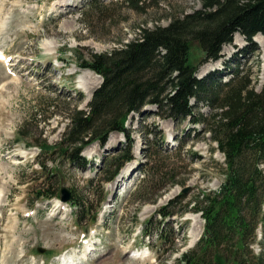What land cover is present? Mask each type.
Wrapping results in <instances>:
<instances>
[{"label": "rangeland", "instance_id": "374dc122", "mask_svg": "<svg viewBox=\"0 0 264 264\" xmlns=\"http://www.w3.org/2000/svg\"><path fill=\"white\" fill-rule=\"evenodd\" d=\"M67 1L0 0V53L9 59L7 67L0 62V264H182L205 226L194 202L188 203L217 192L224 179L225 158L204 121L176 123L152 106L132 114L126 128L134 140L133 160L113 181L127 147L122 133H111L104 147L88 145L82 167L40 146L60 144L68 115L87 111L102 84L101 75L81 68L83 62L133 41L143 27H166L174 17L203 9L204 0H145L139 11L123 0ZM233 40L218 61H206L200 44L191 43L197 77L220 72L226 81L241 67L260 90L264 45L240 34ZM199 112L206 119L211 109L203 103ZM45 182V188L54 182L53 189L70 190L72 200L86 201L89 210L80 213L79 205L61 197L40 199ZM57 201L65 212L57 210ZM167 207L172 215H159ZM194 226L201 233L192 246ZM263 231L258 229L262 245Z\"/></svg>", "mask_w": 264, "mask_h": 264}, {"label": "trees", "instance_id": "16d2710c", "mask_svg": "<svg viewBox=\"0 0 264 264\" xmlns=\"http://www.w3.org/2000/svg\"><path fill=\"white\" fill-rule=\"evenodd\" d=\"M145 2L122 1L134 11ZM236 34L254 46L256 37H264V0H204L203 9L174 17L166 27L139 29L133 41L80 65L101 75L103 83L93 93L87 111L68 115L61 143L44 141L40 146L43 152H59L65 161L82 167L86 160L81 154L88 145L98 141L104 147L111 133H122L127 147L109 178L113 181L133 160L134 140L126 128L132 114L152 106L159 117L176 123L204 121L206 132L225 158L224 179L217 192L188 203L194 202L205 226L196 249L182 255V264H264L263 237L258 239V229L264 227V84L257 90L251 72L241 67L231 70L226 81L220 72L199 79L189 59L195 41L206 61H218ZM106 67L111 68L107 74L103 72ZM203 103L211 109L206 119L199 112ZM46 183L40 199H60L54 182L45 188ZM76 200L73 197L71 203L79 205L80 213L89 210L86 201ZM168 209H161L159 215L170 217ZM164 230L159 229L162 240ZM254 245L262 249L260 253L254 254Z\"/></svg>", "mask_w": 264, "mask_h": 264}, {"label": "bare ground", "instance_id": "6f19581e", "mask_svg": "<svg viewBox=\"0 0 264 264\" xmlns=\"http://www.w3.org/2000/svg\"><path fill=\"white\" fill-rule=\"evenodd\" d=\"M71 0H68L67 2H70ZM254 41L256 42V43H259L261 46H263L264 45V37L262 36V35H259L258 37H256V39H254ZM2 54H4V53H0V55H2ZM264 78V77H263ZM93 96V95H92ZM92 96H91V98L90 99H92ZM124 173H123V175H127L128 174V170L127 171H123ZM121 177V176H120ZM119 177V178H120ZM60 197H61V195H60ZM72 200V199H71ZM52 201V200H51ZM56 203V202H55ZM64 203V202H63ZM58 205V206H57ZM56 207H57V210H59L60 212H65V206H64V204H62L60 201H57V203H56ZM191 233H190V237H191V239H192V243H191V245L193 246L194 244H196L197 243V241H198V238H199V235H200V233L201 232H199L197 229H196V227L194 226L192 229H191V231H190ZM89 251H90V249L88 248L87 250H86V252H85V257H87V254H89ZM144 254V253H143ZM143 254H140V256H142L143 257ZM146 256V255H145Z\"/></svg>", "mask_w": 264, "mask_h": 264}, {"label": "water", "instance_id": "95a60500", "mask_svg": "<svg viewBox=\"0 0 264 264\" xmlns=\"http://www.w3.org/2000/svg\"><path fill=\"white\" fill-rule=\"evenodd\" d=\"M110 70H111L110 67H106V68L103 70V72H104L105 74H107L108 72H110ZM187 192H188V190H185L184 193L187 194ZM60 195H61V200H62L63 202H69V201H71V199H72L71 191L68 190V189H66V188H62V189H61V191H60Z\"/></svg>", "mask_w": 264, "mask_h": 264}]
</instances>
